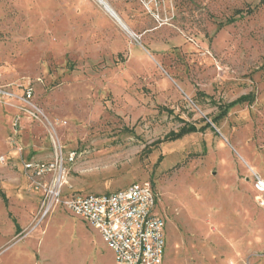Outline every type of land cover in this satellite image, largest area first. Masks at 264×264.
Masks as SVG:
<instances>
[{
  "label": "rangeland",
  "instance_id": "1",
  "mask_svg": "<svg viewBox=\"0 0 264 264\" xmlns=\"http://www.w3.org/2000/svg\"><path fill=\"white\" fill-rule=\"evenodd\" d=\"M107 1L129 31L96 0H0V264H115L90 224L43 218L25 160L62 163L66 194L150 182L164 264H264V0Z\"/></svg>",
  "mask_w": 264,
  "mask_h": 264
},
{
  "label": "built area",
  "instance_id": "2",
  "mask_svg": "<svg viewBox=\"0 0 264 264\" xmlns=\"http://www.w3.org/2000/svg\"><path fill=\"white\" fill-rule=\"evenodd\" d=\"M33 95V89L27 88L23 97L19 98L21 110L30 121L42 122L44 117L32 103ZM19 128L20 118H17L13 123L15 133ZM4 162L5 158L0 157V163ZM23 167L26 175L41 189L43 218L55 208L63 207L90 224L113 251L115 264H164L167 225L158 211V196L150 182L136 183L108 194H66L62 163L59 166L58 161L25 160ZM254 187L259 204L264 207V181L258 176Z\"/></svg>",
  "mask_w": 264,
  "mask_h": 264
},
{
  "label": "bare ground",
  "instance_id": "3",
  "mask_svg": "<svg viewBox=\"0 0 264 264\" xmlns=\"http://www.w3.org/2000/svg\"><path fill=\"white\" fill-rule=\"evenodd\" d=\"M100 5L103 6L105 11L113 18L115 19L119 25H121L125 30L129 31L126 29L124 23L119 19L117 13L114 11L113 7L110 5V3L107 0H96ZM131 34V32H129Z\"/></svg>",
  "mask_w": 264,
  "mask_h": 264
},
{
  "label": "trees",
  "instance_id": "4",
  "mask_svg": "<svg viewBox=\"0 0 264 264\" xmlns=\"http://www.w3.org/2000/svg\"><path fill=\"white\" fill-rule=\"evenodd\" d=\"M239 14H240V13H239ZM229 106H231V105H229ZM176 138H178V136L175 135V133H171V134L167 135V136L164 138L163 141H157V142H159V143H161V142H166V141L174 140V139H176Z\"/></svg>",
  "mask_w": 264,
  "mask_h": 264
},
{
  "label": "water",
  "instance_id": "5",
  "mask_svg": "<svg viewBox=\"0 0 264 264\" xmlns=\"http://www.w3.org/2000/svg\"><path fill=\"white\" fill-rule=\"evenodd\" d=\"M126 27V26H125ZM127 29V28H126Z\"/></svg>",
  "mask_w": 264,
  "mask_h": 264
}]
</instances>
